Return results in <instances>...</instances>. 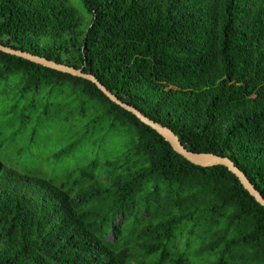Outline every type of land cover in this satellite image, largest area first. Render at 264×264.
<instances>
[{"label":"trees","instance_id":"trees-1","mask_svg":"<svg viewBox=\"0 0 264 264\" xmlns=\"http://www.w3.org/2000/svg\"><path fill=\"white\" fill-rule=\"evenodd\" d=\"M83 4L82 30L69 0H0V44L94 75L264 197V0ZM0 87L36 95L41 128L77 112L129 136L66 169L86 131L15 156L0 141V264H264V206L226 166L191 163L92 81L2 50Z\"/></svg>","mask_w":264,"mask_h":264},{"label":"rangeland","instance_id":"rangeland-1","mask_svg":"<svg viewBox=\"0 0 264 264\" xmlns=\"http://www.w3.org/2000/svg\"><path fill=\"white\" fill-rule=\"evenodd\" d=\"M69 4L75 9L77 14L82 19V30L87 27L91 20V16L83 4V0H69ZM2 89V87H0ZM10 87L8 88V95L15 97V100H7L4 93L0 96V123H4L1 130L0 141L3 144V151L9 156H15L17 151L22 148L26 150L29 140L38 145L48 144L52 138L70 139L80 137L86 131L88 133L87 145L83 150L78 151L76 157L70 160L68 165H63L66 168L74 166L76 163H84L88 160L99 156V158H106L119 153L127 146L129 136H116L112 132H105L99 124L91 123L90 115H82L75 113L66 121H60L50 127L47 123L43 128L40 127V122L37 121V115L42 110L41 107L34 103L29 108H25L32 99H37L36 95H27L19 97L17 95H10ZM7 95V96H8ZM11 104L15 108H11ZM24 117H30L26 122ZM89 124V126H87ZM42 131H44L42 133ZM43 168L47 169L45 164ZM62 169V168H61ZM121 221L118 217L117 222ZM111 238V237H110Z\"/></svg>","mask_w":264,"mask_h":264},{"label":"water","instance_id":"water-1","mask_svg":"<svg viewBox=\"0 0 264 264\" xmlns=\"http://www.w3.org/2000/svg\"><path fill=\"white\" fill-rule=\"evenodd\" d=\"M0 50L12 55H16L28 59L32 62L38 63L45 67H49L61 72L69 73L71 75L79 76L92 81L111 101L118 104L127 111L133 113L137 118L140 119L141 122H143L144 124L150 126L152 129L157 131L160 135H162L165 138V140H167L170 143L172 148L177 153L182 155L185 159H187L191 163L202 167H210L215 165L226 166L232 173H234L238 177L244 188L262 206H264V197L253 186V184L250 182L247 176L232 162L231 159L213 153H199L188 150L187 148L184 147V145L179 140L178 136L170 128L163 126L159 122L150 119L149 117L145 116L142 112H140L137 108L120 100L116 95L110 92L94 75L85 73L81 69H76L68 65L61 64L38 55L28 53L26 51L8 47L6 45L0 44Z\"/></svg>","mask_w":264,"mask_h":264}]
</instances>
